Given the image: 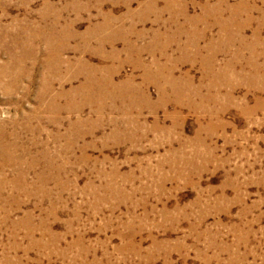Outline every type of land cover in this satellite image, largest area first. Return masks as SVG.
Wrapping results in <instances>:
<instances>
[{"label":"rangeland","instance_id":"obj_1","mask_svg":"<svg viewBox=\"0 0 264 264\" xmlns=\"http://www.w3.org/2000/svg\"><path fill=\"white\" fill-rule=\"evenodd\" d=\"M0 264H264V0H0Z\"/></svg>","mask_w":264,"mask_h":264}]
</instances>
